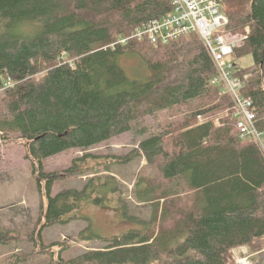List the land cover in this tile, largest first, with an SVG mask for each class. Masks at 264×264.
Returning a JSON list of instances; mask_svg holds the SVG:
<instances>
[{
    "label": "trees",
    "instance_id": "trees-1",
    "mask_svg": "<svg viewBox=\"0 0 264 264\" xmlns=\"http://www.w3.org/2000/svg\"><path fill=\"white\" fill-rule=\"evenodd\" d=\"M223 9V35L247 37L231 58L253 57V67L234 75L263 134L264 0H230ZM171 10L170 0H0V86L16 82L0 96V147L25 142L45 200L33 230L0 233L1 244L25 238L34 247L27 260L57 249V264H231L232 251L244 247L257 254L252 264H264V152L241 136L231 94L223 82L213 84L218 71L202 39L117 43ZM126 55L149 75L127 77L115 63ZM129 132L144 137L128 153H86L60 172L45 169L49 158ZM140 158L157 173L138 177L132 193L150 207L148 218L132 215L113 174ZM82 177L81 188L53 196L56 183ZM86 203L113 206L136 227L105 237L84 216ZM81 218L89 225L80 240L102 248L67 258L69 246L43 240L46 229Z\"/></svg>",
    "mask_w": 264,
    "mask_h": 264
},
{
    "label": "rangeland",
    "instance_id": "rangeland-1",
    "mask_svg": "<svg viewBox=\"0 0 264 264\" xmlns=\"http://www.w3.org/2000/svg\"><path fill=\"white\" fill-rule=\"evenodd\" d=\"M227 61L234 65L230 70L234 73L249 69L254 65L253 57L249 51H244L240 57L229 58ZM115 63L124 70L130 79L143 80L149 75L145 64L137 57L122 56L116 59ZM150 123L152 124V122ZM143 137V135L136 132H129L88 150L66 151L46 160L44 166L47 171L60 172L71 165L74 157L86 153L125 154L139 147V142ZM261 141L264 144V133L261 134ZM24 143L23 141H14L7 146L0 147V233H12L13 230L23 234L31 232L37 222L40 205L45 202L43 198L41 199L32 177L30 162L25 157ZM114 171L113 174H117V177L125 185L132 215L148 218L151 213L150 207L147 204L135 202L132 193L138 177L143 175L157 177L155 168L150 167L145 158H140L127 165H117ZM86 180V177L63 179L54 186L53 196L71 188H81ZM83 214L92 219L95 230L105 237L136 227L135 223L121 219L120 210L113 206L86 203ZM88 225V221L82 218L73 220L68 224H58L44 231L43 240L46 244L60 242L69 246L68 251L65 253L67 258L84 250L102 248V242L80 240L79 234ZM33 248L31 243L25 242V238L24 242H15L10 245L0 243V264H50L51 262V264H57V249L53 251L52 256H50L51 254L43 255L34 257L31 260H27L26 257L23 258ZM255 255L257 254L250 251L249 248H236L231 253V264H236V261L242 257H245L247 262L252 264L256 258Z\"/></svg>",
    "mask_w": 264,
    "mask_h": 264
},
{
    "label": "built area",
    "instance_id": "built-area-1",
    "mask_svg": "<svg viewBox=\"0 0 264 264\" xmlns=\"http://www.w3.org/2000/svg\"><path fill=\"white\" fill-rule=\"evenodd\" d=\"M170 1L172 4L170 14L142 25L129 36L119 37L117 43L126 44L136 39L148 40L153 44H167L189 34H199L211 53L218 71V77L214 78L213 84L223 82L232 96L241 136L254 139L264 152L261 133L255 125L256 113L252 110L253 102L250 98L240 95L243 84L234 72L230 71L234 65L227 61L247 42L246 36L228 40L223 35V30L228 24L223 5L230 0ZM15 85L16 82L11 78L4 80L0 86V96ZM236 264H250V262L242 257L236 261Z\"/></svg>",
    "mask_w": 264,
    "mask_h": 264
},
{
    "label": "bare ground",
    "instance_id": "bare-ground-1",
    "mask_svg": "<svg viewBox=\"0 0 264 264\" xmlns=\"http://www.w3.org/2000/svg\"><path fill=\"white\" fill-rule=\"evenodd\" d=\"M171 12H172V10H171ZM171 12H170V13H171ZM170 13H169V14H170ZM167 15H168V14H167ZM225 15H226V14H225ZM227 18H228V17H227ZM226 26H227V25H226ZM224 29H225V28H224ZM189 35H191V34H189ZM198 35H199V34H198ZM186 36H187V35H186ZM199 36H200V35H199ZM200 38H201V36H200ZM201 39H202V38H201ZM202 41H203V40H202ZM203 43H204V42H203ZM204 45H205V44H204ZM206 48H207V47H206Z\"/></svg>",
    "mask_w": 264,
    "mask_h": 264
}]
</instances>
